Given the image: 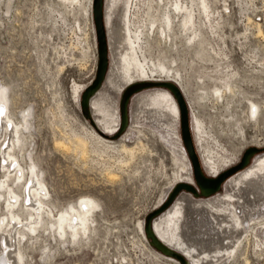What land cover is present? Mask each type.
<instances>
[{
    "label": "rangeland",
    "instance_id": "1",
    "mask_svg": "<svg viewBox=\"0 0 264 264\" xmlns=\"http://www.w3.org/2000/svg\"><path fill=\"white\" fill-rule=\"evenodd\" d=\"M210 2L212 11L223 12L224 16L218 32L205 30L204 40L217 52L210 55L213 60H195L193 50L184 42L177 48L157 46L154 36L147 55L155 62H165V56L177 60L178 70L188 72L189 95L184 100L205 128L208 147L236 164L248 147H264V0ZM81 5L69 0H0V101H6L10 120L25 127L26 156L20 162L24 169L35 167L48 191L46 203L54 219L71 205H82L84 198L95 204L90 231L76 242L53 237L49 217L45 227L51 233L40 232L38 238L29 234L27 243H21L23 263L174 264L159 256L156 259V250L150 240L146 243L142 239L138 224L175 179L177 161L183 159V145L175 136L178 132L180 137L179 124L177 131L174 124L163 129L145 124L141 135L145 150L136 149L141 152L137 156L135 152L127 167L120 165L126 159L123 153L109 150L92 138L73 91L92 85L98 64L94 21L84 11L86 1ZM256 25L263 36H258ZM192 59L197 65L190 68ZM202 72L214 77L220 73L233 75L234 95L227 93L224 100L213 98L209 102L206 98V103L200 104L203 92L197 84ZM206 84L207 92H213L212 83ZM248 100L259 108L258 117H251ZM131 102L129 116L134 98ZM75 136L85 140L88 155L74 150L70 140ZM108 139L117 142L121 135ZM136 140L137 135L127 144L134 147ZM1 142L0 230L8 221L7 194L1 186L5 180ZM109 170L117 177L107 178ZM258 235L264 239L260 231ZM243 241L236 259L226 264H245L246 251L251 264H263L255 240L250 245ZM4 245L0 243V250L8 253Z\"/></svg>",
    "mask_w": 264,
    "mask_h": 264
},
{
    "label": "bare ground",
    "instance_id": "2",
    "mask_svg": "<svg viewBox=\"0 0 264 264\" xmlns=\"http://www.w3.org/2000/svg\"><path fill=\"white\" fill-rule=\"evenodd\" d=\"M69 1H75L78 6H82V1H86L87 6L83 8H85L88 19L90 18L92 0ZM210 4H212L210 0H106V2L104 0V24L109 66L104 82L88 101L89 107L86 113L90 119L85 118L83 114L82 116L89 122V132L92 138L98 141L97 143L106 148L116 149L118 154L123 153L126 156L120 165L126 166L131 163L135 152L136 156L141 152L136 149L145 150L141 142L145 124L162 129L174 124L176 131L177 124H179L178 105L171 93L164 88L149 89L154 91L147 90L148 92L144 91L147 93L140 92L134 95L135 106L130 115L131 120L128 113L130 124L128 120L125 131L120 134V95L125 90L124 88L134 82L147 81L170 82L180 89L184 98L189 95L188 72L181 70L183 74L178 70L177 60L170 61L165 56V62L159 60L155 62L147 55V52L151 47V41L157 40V46L164 45V47L171 46L172 48H177L178 44L184 42L186 48L188 46L190 50H193L195 60L199 62L204 59L213 60L210 55H215L217 52L208 41L204 40L205 30L218 32L216 30L220 28L224 16L223 12L212 11ZM255 27L258 36H263L259 25ZM207 47H210L209 50ZM195 60L192 59L190 68L197 65ZM233 77L225 73L214 77L202 72L199 77L200 83L197 84L203 92L200 104L206 103V98L209 102L213 98L224 100L222 97L227 93L230 96L234 95V86L231 84ZM206 81L212 83L213 92H207L209 87ZM90 86L73 89L75 102L79 107L82 93ZM5 102L0 101V141H2L1 146H4L1 155L5 178L1 186L7 194L8 221L4 223L5 225L1 223L0 243L5 244L8 253L0 250L4 258L0 264H24L21 243L23 241L27 243L29 234L33 236L37 234V238L40 232L49 234L48 227H45L49 217L52 218L49 220L52 224L50 226L53 237L58 235L60 240L76 242L82 237L81 235L85 236L90 231L89 221L95 204L88 198H84L82 205H71L69 210L59 213L58 219H54L53 210L46 203L48 191L39 179V175L36 174L35 167L24 169L20 162V160L25 161L26 156L24 153L26 138L23 132L25 127L16 125L13 120H10ZM248 103L251 117H258L260 111L257 105L249 100ZM189 104L190 110L191 105ZM190 111L193 141L201 168L205 175L215 178L220 172L233 165L234 161L227 160L208 147L205 128L197 115L192 110ZM119 135L121 139L117 142L108 139V137L116 139ZM136 135V144L133 143L136 146L131 147L129 143L127 144V140H132ZM175 136L182 147L183 143H181L178 132ZM70 141L74 150L79 151L77 153L80 155L88 153L83 138L75 136ZM181 149L183 159L177 161L178 170L174 175L175 179L163 191L153 210L163 206L167 195L179 183H195L184 146ZM262 154L264 153L251 158L247 168L228 178L223 185L224 192H220L221 194L217 193L206 199H198L186 192H180L175 201L152 221V229L160 242L166 248L183 255L187 264H226L229 260L236 259L243 240L250 245L251 240L254 239L259 249L257 255L263 258L264 264V239L262 240L258 235L259 231L264 234V155ZM107 176L109 179L117 177L116 173L110 170ZM138 226L142 239L147 243L144 221H139ZM153 253L156 254V259L159 256L166 261L179 264L171 257H166L156 251ZM245 254L243 262L251 264L247 257L248 252L246 251Z\"/></svg>",
    "mask_w": 264,
    "mask_h": 264
},
{
    "label": "water",
    "instance_id": "3",
    "mask_svg": "<svg viewBox=\"0 0 264 264\" xmlns=\"http://www.w3.org/2000/svg\"><path fill=\"white\" fill-rule=\"evenodd\" d=\"M104 0H92V20L94 21V30L97 41L98 48V64L97 70L95 73V78L92 81V85L85 89L80 97V107L81 113L85 118L90 119L89 115L86 113L87 108L89 107L88 101L90 100L92 94L98 89L105 80V74L107 72L109 62H108V48H107V34H105V24H104ZM164 88L168 90L176 100L178 105V114H179V128H180V139L183 143L185 153L189 158L193 181L195 183H179L175 186L172 191L167 195L166 202L158 209H154L151 213L147 214L143 221L145 226V234L147 240H150V245L157 252L163 254L166 257H171L178 261L179 264H187L185 257L178 252L172 251L169 248H166L160 240L156 237L154 230L152 229L153 219L162 213L168 206H170L180 192H186L195 198H204L210 197L219 193L226 182V180L237 172L247 168L250 159L256 155L264 153V147H248L243 153L240 161L228 169L220 172L215 178L205 175L203 168H201L199 155H197L195 149V143L193 141L192 127H191V114H189L188 106L186 100L178 87L173 85L170 82H134L133 84L124 88L119 99V113L121 117L120 123V134L125 131L127 126L129 116H128V107L130 105L131 99L135 94L147 91L149 89H161ZM93 125V123L91 122Z\"/></svg>",
    "mask_w": 264,
    "mask_h": 264
}]
</instances>
